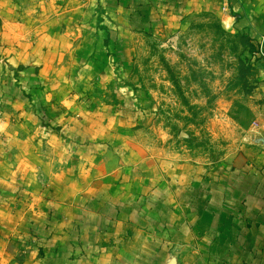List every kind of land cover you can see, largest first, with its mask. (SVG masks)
<instances>
[{
    "label": "crops",
    "instance_id": "obj_1",
    "mask_svg": "<svg viewBox=\"0 0 264 264\" xmlns=\"http://www.w3.org/2000/svg\"><path fill=\"white\" fill-rule=\"evenodd\" d=\"M208 11L263 39L264 0H0V264H264V140L125 162L109 57L127 31Z\"/></svg>",
    "mask_w": 264,
    "mask_h": 264
},
{
    "label": "rangeland",
    "instance_id": "obj_2",
    "mask_svg": "<svg viewBox=\"0 0 264 264\" xmlns=\"http://www.w3.org/2000/svg\"><path fill=\"white\" fill-rule=\"evenodd\" d=\"M221 12L125 32L109 64L123 89L125 162L149 168L165 159L213 164L264 140V36L232 32ZM258 69V70H257ZM112 83V82H111ZM105 101L116 97L106 92Z\"/></svg>",
    "mask_w": 264,
    "mask_h": 264
}]
</instances>
